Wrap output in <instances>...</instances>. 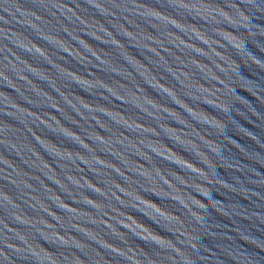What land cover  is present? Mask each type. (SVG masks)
<instances>
[{"label": "water", "instance_id": "95a60500", "mask_svg": "<svg viewBox=\"0 0 264 264\" xmlns=\"http://www.w3.org/2000/svg\"><path fill=\"white\" fill-rule=\"evenodd\" d=\"M0 264H264V0H0Z\"/></svg>", "mask_w": 264, "mask_h": 264}]
</instances>
